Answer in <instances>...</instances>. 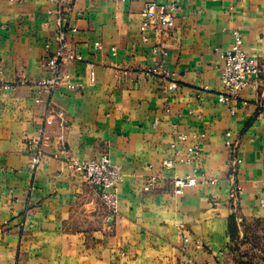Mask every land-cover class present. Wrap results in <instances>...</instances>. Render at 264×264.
<instances>
[{"label":"crops","instance_id":"obj_1","mask_svg":"<svg viewBox=\"0 0 264 264\" xmlns=\"http://www.w3.org/2000/svg\"><path fill=\"white\" fill-rule=\"evenodd\" d=\"M150 1L75 0L82 61L63 68L73 89L46 95L35 83L55 51L54 6L0 0V264H233L231 220L264 221V74L235 114L217 101L232 31L264 63V0H175L171 34L143 42ZM156 63L176 90L146 74ZM102 154L122 174L115 212L69 166ZM186 177L196 185L174 196Z\"/></svg>","mask_w":264,"mask_h":264},{"label":"built area","instance_id":"obj_2","mask_svg":"<svg viewBox=\"0 0 264 264\" xmlns=\"http://www.w3.org/2000/svg\"><path fill=\"white\" fill-rule=\"evenodd\" d=\"M42 1L54 6L50 13L54 15L56 26L53 36L55 51L43 58V68L48 76L42 80H38L35 86L38 94L50 95L60 86H64L68 90L73 89L74 86L69 81V78L64 75L63 68L67 64L82 61V57L75 51L68 40L69 34L76 31L74 28L68 26L75 0ZM113 1L123 2L124 0ZM179 7V2L175 0H153L145 2L140 12L142 22L138 26V33L141 40L148 42L151 32L161 38L169 36L174 28ZM231 35L233 37L232 44L222 55L224 66L222 69L221 89L217 94V101L228 106L230 113L235 114L236 103L240 95L264 74V63L244 52V38L240 31H232ZM95 48H100L99 44H96ZM163 55H165V52ZM160 66L159 63H156L153 67L146 70V74L154 77L161 75L164 81H169L170 90H176L178 85ZM89 80L90 82L94 81V71L92 68H90ZM242 103L245 104V102ZM47 117L49 118L45 119V124L50 125L52 123L50 118L53 117L51 109L48 111ZM178 139L183 141L184 136H178ZM225 145L227 148H230L231 142L227 140ZM31 155V167L36 169L41 161V150L37 149ZM187 155L197 157L198 152L189 149ZM233 163L239 164L240 161L236 158ZM69 166L73 172L83 178L86 186L98 192L99 199L104 206L111 212H115L117 206V189L122 180V174L120 168L111 163L108 154H102L98 159L73 162ZM163 167L170 170L173 168V162L166 161ZM156 182L157 179L155 177H150L143 190L145 192L152 191ZM172 185L173 195L180 197L187 187L196 185V180L189 177L174 178Z\"/></svg>","mask_w":264,"mask_h":264},{"label":"rangeland","instance_id":"obj_3","mask_svg":"<svg viewBox=\"0 0 264 264\" xmlns=\"http://www.w3.org/2000/svg\"><path fill=\"white\" fill-rule=\"evenodd\" d=\"M231 263L264 264V221L231 220Z\"/></svg>","mask_w":264,"mask_h":264}]
</instances>
